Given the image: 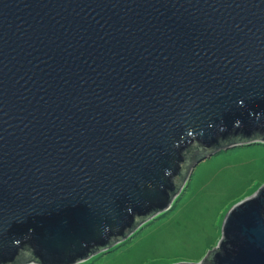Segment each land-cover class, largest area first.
Masks as SVG:
<instances>
[{"label": "water", "instance_id": "1", "mask_svg": "<svg viewBox=\"0 0 264 264\" xmlns=\"http://www.w3.org/2000/svg\"><path fill=\"white\" fill-rule=\"evenodd\" d=\"M250 141L264 0H0V264L106 254ZM198 264H264V185Z\"/></svg>", "mask_w": 264, "mask_h": 264}, {"label": "rangeland", "instance_id": "2", "mask_svg": "<svg viewBox=\"0 0 264 264\" xmlns=\"http://www.w3.org/2000/svg\"><path fill=\"white\" fill-rule=\"evenodd\" d=\"M264 185V141L202 158L164 216L82 264H198L216 248L227 212Z\"/></svg>", "mask_w": 264, "mask_h": 264}]
</instances>
